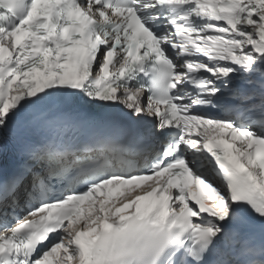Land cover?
<instances>
[{
    "label": "snow or ice",
    "instance_id": "snow-or-ice-1",
    "mask_svg": "<svg viewBox=\"0 0 264 264\" xmlns=\"http://www.w3.org/2000/svg\"><path fill=\"white\" fill-rule=\"evenodd\" d=\"M0 264H264V0H0Z\"/></svg>",
    "mask_w": 264,
    "mask_h": 264
}]
</instances>
